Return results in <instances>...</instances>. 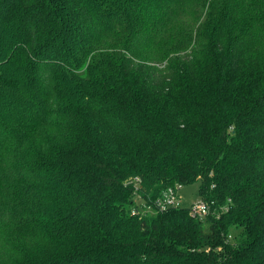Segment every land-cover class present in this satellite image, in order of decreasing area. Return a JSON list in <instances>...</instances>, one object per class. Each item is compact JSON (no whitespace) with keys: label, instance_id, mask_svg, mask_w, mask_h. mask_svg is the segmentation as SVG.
<instances>
[{"label":"trees","instance_id":"obj_1","mask_svg":"<svg viewBox=\"0 0 264 264\" xmlns=\"http://www.w3.org/2000/svg\"><path fill=\"white\" fill-rule=\"evenodd\" d=\"M0 264H264V0H0Z\"/></svg>","mask_w":264,"mask_h":264},{"label":"built area","instance_id":"obj_2","mask_svg":"<svg viewBox=\"0 0 264 264\" xmlns=\"http://www.w3.org/2000/svg\"><path fill=\"white\" fill-rule=\"evenodd\" d=\"M135 184V193L138 191L139 179L133 180ZM179 188L168 189L161 197H159L153 204H148L142 201L138 195H135V203L132 207L131 214L133 216L165 213L170 209L180 208ZM189 215L193 219L204 220L210 213L209 205L204 201L197 202L189 208Z\"/></svg>","mask_w":264,"mask_h":264},{"label":"rangeland","instance_id":"obj_3","mask_svg":"<svg viewBox=\"0 0 264 264\" xmlns=\"http://www.w3.org/2000/svg\"><path fill=\"white\" fill-rule=\"evenodd\" d=\"M199 184L200 183L197 182L195 184L179 188L178 194L180 200V208H189L191 205L204 200L203 197L199 195Z\"/></svg>","mask_w":264,"mask_h":264}]
</instances>
